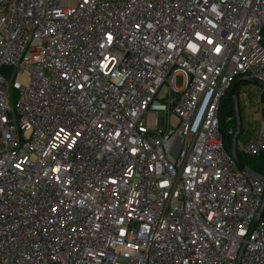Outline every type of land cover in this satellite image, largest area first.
<instances>
[{
	"label": "built area",
	"instance_id": "2783aa9c",
	"mask_svg": "<svg viewBox=\"0 0 264 264\" xmlns=\"http://www.w3.org/2000/svg\"><path fill=\"white\" fill-rule=\"evenodd\" d=\"M241 75L264 0H0V264H264L218 118Z\"/></svg>",
	"mask_w": 264,
	"mask_h": 264
},
{
	"label": "rangeland",
	"instance_id": "374dc122",
	"mask_svg": "<svg viewBox=\"0 0 264 264\" xmlns=\"http://www.w3.org/2000/svg\"><path fill=\"white\" fill-rule=\"evenodd\" d=\"M241 76L236 77V80ZM14 80L25 86L29 82V74L26 72L17 74L14 77ZM182 80L183 78L181 76H176L175 85L178 87L182 86ZM260 89L261 88L251 82L242 83L238 87L237 102L239 107L238 110H240L241 131L236 139L237 149L240 147L242 142L247 143L248 141H254L257 137L260 126V114L261 112H264V102L260 103L259 100ZM243 94H246L245 98L243 97Z\"/></svg>",
	"mask_w": 264,
	"mask_h": 264
},
{
	"label": "trees",
	"instance_id": "16d2710c",
	"mask_svg": "<svg viewBox=\"0 0 264 264\" xmlns=\"http://www.w3.org/2000/svg\"><path fill=\"white\" fill-rule=\"evenodd\" d=\"M235 80H236V78H235ZM242 83H245V82L242 80L239 81L235 87V94L237 96V99H238V87ZM229 90H230V88H229ZM229 90H227V92L222 97V99L220 101V105H219V111H218L220 131L223 135L224 145H225V148L228 152L231 149V140H232V136L234 134L235 128H236V121L234 118V108H233V104H232V98L229 95ZM259 100H260V103L264 102V89H261V91H260ZM237 106H238V102H237ZM238 109H239V107H238ZM239 115H240V112H239ZM230 129L232 132L230 134H228L227 132ZM240 131H241V127H240ZM239 134H240V132H239ZM239 134H238V136H239ZM238 136H237V138H238ZM236 153H237L239 160L242 163H244L249 168H251L255 173H257L261 176H264V155L263 154H259V155H255V156H246V155H243L237 149V147H236Z\"/></svg>",
	"mask_w": 264,
	"mask_h": 264
},
{
	"label": "water",
	"instance_id": "95a60500",
	"mask_svg": "<svg viewBox=\"0 0 264 264\" xmlns=\"http://www.w3.org/2000/svg\"><path fill=\"white\" fill-rule=\"evenodd\" d=\"M245 81V82H251L254 85L258 86L261 89H264V82H261L251 76H241L240 78H238L237 80L234 81V83L232 84L230 90H229V95L232 98V103H233V108H234V114H235V120H236V128L234 131V134L232 136V140H231V149H230V154L233 157V159L235 160L236 164L243 170H246L248 173L262 179L264 181V176H261L257 173H255L251 168H249L247 165H245L244 163H242L236 153V139L237 136L240 132V115H239V110H238V106H237V96L235 94V87L236 84L239 81ZM259 215H256V218L254 219L253 223L257 220Z\"/></svg>",
	"mask_w": 264,
	"mask_h": 264
},
{
	"label": "crops",
	"instance_id": "0c3cea01",
	"mask_svg": "<svg viewBox=\"0 0 264 264\" xmlns=\"http://www.w3.org/2000/svg\"><path fill=\"white\" fill-rule=\"evenodd\" d=\"M244 82H245V81H244ZM260 91H261V89H260ZM243 97L245 98V97H246V94H243ZM237 101H238V99H237ZM262 114H264V112H261L260 116H261ZM242 143H244V142H242Z\"/></svg>",
	"mask_w": 264,
	"mask_h": 264
}]
</instances>
